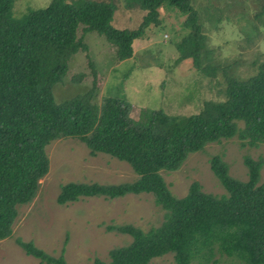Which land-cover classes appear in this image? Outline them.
Listing matches in <instances>:
<instances>
[{
	"label": "trees",
	"instance_id": "obj_1",
	"mask_svg": "<svg viewBox=\"0 0 264 264\" xmlns=\"http://www.w3.org/2000/svg\"><path fill=\"white\" fill-rule=\"evenodd\" d=\"M15 1L0 0V241L11 237L18 207L36 197L49 171L46 146L71 136L85 143L91 155L105 153L128 163L137 178L119 184L69 181L60 185L57 204L150 193L164 210L161 224L148 230L132 224L111 226L131 241L110 250L108 261L94 259L93 264H150L169 254L175 264H191L196 257L207 263L215 252L238 264H264L261 159L245 157L247 180L241 181L213 156L211 170L226 191L221 196L204 192L195 181L183 197H176L161 175L163 170L180 169L190 153L208 143L233 136L251 146L264 143V59L248 78H228L224 100L205 101L189 115L155 109L146 122L133 121L126 99L95 100V79L86 92L60 103L54 101L52 87L64 77L69 58L87 51L82 41L86 33L103 35L115 48L117 61L130 59L134 40L159 22L163 3L188 13L185 25L191 30L177 45L180 60H191L213 76L214 67L201 63L206 37L192 0H133L145 15L130 30L112 25L116 5L111 2L51 0L15 19ZM259 24L264 30V17ZM16 245L41 264H65L61 256L53 258L32 242L18 239Z\"/></svg>",
	"mask_w": 264,
	"mask_h": 264
},
{
	"label": "rangeland",
	"instance_id": "obj_2",
	"mask_svg": "<svg viewBox=\"0 0 264 264\" xmlns=\"http://www.w3.org/2000/svg\"><path fill=\"white\" fill-rule=\"evenodd\" d=\"M50 1L16 0L12 16L21 19L29 10L45 7ZM100 1L116 5L112 25L119 29H135L145 15L133 0ZM192 5L206 37L207 53L201 63L214 67L213 76L196 68L191 60H180L177 45L191 30L185 25L188 13L163 3L158 9L159 22L150 24L134 40L133 56L128 60L117 61L115 48L103 35L92 31L82 36L87 51L69 58L64 77L52 87L54 101L60 103L86 92L94 79L95 100L100 103L103 96L126 99L128 117L133 121L146 122L148 113L155 109L189 115L198 112L205 101L224 100L228 78H248L264 59V30L259 26L264 0H192ZM46 153L49 171L40 180L36 197L18 207L11 237L0 241V264H41L24 254L16 245L18 239L32 242L53 258L61 256L65 264L108 261L110 250L131 241L111 226L132 224L148 230L163 221L164 210L150 193H128L115 199L94 196L57 204L55 196L66 182L119 184L135 180L137 174L118 158L105 153L91 155L85 143L71 136L52 141ZM216 155L227 164L229 174L241 181L247 180L245 157L261 159L259 183L264 185V143L251 146L233 136L190 153L180 169L161 171L171 193L183 197L195 181L206 193H226L211 170L210 159ZM227 258L215 252L209 262L196 257L191 264H238ZM150 264L175 263L169 254Z\"/></svg>",
	"mask_w": 264,
	"mask_h": 264
}]
</instances>
